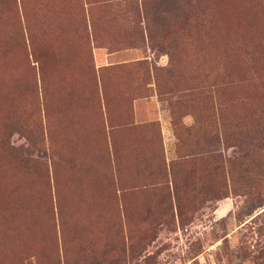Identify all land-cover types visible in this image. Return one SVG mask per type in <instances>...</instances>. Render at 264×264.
Here are the masks:
<instances>
[{
	"label": "rangeland",
	"instance_id": "1",
	"mask_svg": "<svg viewBox=\"0 0 264 264\" xmlns=\"http://www.w3.org/2000/svg\"><path fill=\"white\" fill-rule=\"evenodd\" d=\"M0 264H264V0H0Z\"/></svg>",
	"mask_w": 264,
	"mask_h": 264
},
{
	"label": "crops",
	"instance_id": "2",
	"mask_svg": "<svg viewBox=\"0 0 264 264\" xmlns=\"http://www.w3.org/2000/svg\"><path fill=\"white\" fill-rule=\"evenodd\" d=\"M103 186H105V184H103ZM114 186H115V188H116V191H117L118 195H119L120 197H122L121 194H123L124 189L126 188V185H124V181H122L121 184H119V183H115Z\"/></svg>",
	"mask_w": 264,
	"mask_h": 264
}]
</instances>
